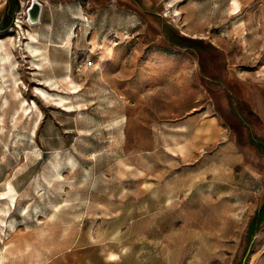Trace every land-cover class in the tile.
Listing matches in <instances>:
<instances>
[{"label": "rangeland", "instance_id": "1", "mask_svg": "<svg viewBox=\"0 0 264 264\" xmlns=\"http://www.w3.org/2000/svg\"><path fill=\"white\" fill-rule=\"evenodd\" d=\"M30 1L0 0V264H264V0H38L40 31Z\"/></svg>", "mask_w": 264, "mask_h": 264}, {"label": "water", "instance_id": "2", "mask_svg": "<svg viewBox=\"0 0 264 264\" xmlns=\"http://www.w3.org/2000/svg\"><path fill=\"white\" fill-rule=\"evenodd\" d=\"M42 10V4L38 0H31L26 7L27 23L30 26H36L39 24L40 14Z\"/></svg>", "mask_w": 264, "mask_h": 264}, {"label": "trees", "instance_id": "3", "mask_svg": "<svg viewBox=\"0 0 264 264\" xmlns=\"http://www.w3.org/2000/svg\"><path fill=\"white\" fill-rule=\"evenodd\" d=\"M264 222V204L249 225V234L253 236L257 227Z\"/></svg>", "mask_w": 264, "mask_h": 264}, {"label": "crops", "instance_id": "4", "mask_svg": "<svg viewBox=\"0 0 264 264\" xmlns=\"http://www.w3.org/2000/svg\"><path fill=\"white\" fill-rule=\"evenodd\" d=\"M44 6L42 5V10H41V14H40V19H39V24L38 25H36L37 27H36V29L37 30H39L40 31V26L43 24V12H44ZM61 37V39H62V36H60ZM38 56V55H37ZM35 65H37V63H34ZM33 70L34 71H37V68L35 67V68H33ZM213 126V125H212ZM211 135H212V133H210ZM213 134L215 135V136H217L218 135V131L216 130V129H214L213 130ZM194 135V137H199V136H201V135H199V133H195V134H193ZM214 136V137H215ZM224 153V152H223ZM225 153H228L227 152V150L225 149ZM226 161H228V159L226 160ZM225 164H227V162H225Z\"/></svg>", "mask_w": 264, "mask_h": 264}, {"label": "bare ground", "instance_id": "5", "mask_svg": "<svg viewBox=\"0 0 264 264\" xmlns=\"http://www.w3.org/2000/svg\"><path fill=\"white\" fill-rule=\"evenodd\" d=\"M20 13H21V12H20ZM19 18H20V17H19ZM15 23H16V24H15V25H16L15 28H16V29H20V20L17 19ZM168 23H169V22H168ZM21 25H22V24H21ZM17 33H18V32H17Z\"/></svg>", "mask_w": 264, "mask_h": 264}]
</instances>
